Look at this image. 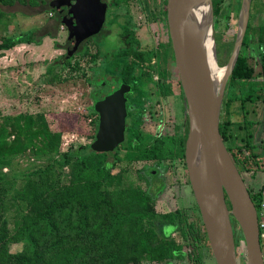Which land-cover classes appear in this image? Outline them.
<instances>
[{
    "label": "trees",
    "instance_id": "1",
    "mask_svg": "<svg viewBox=\"0 0 264 264\" xmlns=\"http://www.w3.org/2000/svg\"><path fill=\"white\" fill-rule=\"evenodd\" d=\"M46 1L48 0H0V15L13 14L3 7L16 3L38 6ZM127 1L129 0H116V3ZM227 1L212 0L214 24L221 17L227 20L236 9L235 4L230 5ZM256 1L264 5L263 0H251L250 7ZM165 3L166 0H161L160 5H157L156 11L162 18L165 16ZM240 4L241 0L237 6L238 11ZM50 10L54 12L51 7ZM251 17L250 12L237 60L226 82L219 117L220 135L242 177L244 172L251 171V176L264 171V129L257 132V125L264 122L259 123L245 117V103H255L262 97V92L264 94V58L261 59L260 80L254 62L244 52V48H248L252 42V36L257 37L258 42H264V23L255 27ZM30 43H39L35 29L3 37L0 50ZM215 43L217 45L216 34ZM125 52H130L127 45ZM155 55L157 73L163 82L159 92L163 96L171 95L173 85L169 78L174 59L169 37L162 50ZM135 56L140 61L150 60V55ZM69 60L70 58L60 61L62 69L66 68ZM217 63L221 65L218 60ZM134 64L139 66L137 62ZM52 68L49 67L47 72H51ZM127 68L128 65H119L118 70L121 75L134 77L132 69L128 72ZM176 73L178 92L183 95L177 69ZM139 74L151 73L141 70ZM256 85L260 88L253 91L252 87ZM248 87L251 89L245 94ZM262 100L264 103V99ZM233 101L239 102V108L243 112L240 125L230 119L229 106ZM94 113L92 108L88 115L92 116ZM130 118L131 124L124 131L123 138L103 147V144L99 146L96 117H93L90 119L92 142L59 152L61 130L57 127L55 130L51 129L46 113L0 117V165H10L14 156L31 149L38 155L60 153L62 160L56 161L58 167L68 166L71 169L67 185L55 186L54 181L47 177L51 174L48 172L50 166L33 173L37 176L32 179L26 178L18 195L25 201L26 207L16 209L12 224L8 220L9 209L5 204L6 195L12 191L8 186L12 180L4 179L5 174L0 170V264H134L138 261L133 255L141 250L154 253L162 264H171L172 260L185 256L194 264H202L199 249L209 244L195 201L192 208L179 207L158 213L154 208L155 195L148 188H122L117 191L107 188L118 182V175L113 173V168L122 159L119 156L120 149L125 151L126 160L180 159L185 171V181L189 184L184 161L187 114L183 123L174 126L175 130L171 135L162 132L148 133L141 126V116L132 114ZM65 119L66 126L74 122L69 114ZM8 122L9 125L6 126ZM239 129L244 131L242 136H238ZM256 134L258 140L255 139ZM245 184L260 219L262 186L254 189L248 183ZM45 187H49V190L45 191ZM227 204L230 207L228 200ZM101 213L105 216L106 226L103 228L98 222V219L104 218ZM76 218H81V221L78 222ZM173 233H178L181 240H176ZM19 243L20 250L11 251V246ZM115 245H118L117 249L112 253L109 249ZM119 251L120 256L117 254Z\"/></svg>",
    "mask_w": 264,
    "mask_h": 264
},
{
    "label": "rangeland",
    "instance_id": "2",
    "mask_svg": "<svg viewBox=\"0 0 264 264\" xmlns=\"http://www.w3.org/2000/svg\"><path fill=\"white\" fill-rule=\"evenodd\" d=\"M160 1L156 0L155 5H160ZM239 1L228 0L230 5L235 4L236 9L230 13L227 20L221 17L214 24L217 39V45L215 44L216 59L221 64L219 66H224L228 62L233 49L232 41H235L238 27L239 11L237 6ZM49 3L50 0L38 6L16 3L13 6L3 7L13 14L3 13L0 15V41L5 36L35 29L39 43L19 44L8 50H0V117L46 113L48 123H51V129L55 130L57 127L58 130H61L58 146L59 152H61L69 148L75 149L80 145H88L93 140L90 119L96 116L95 113L92 116L88 115L89 107L92 104L89 94L91 91L90 81L94 79L101 68H112L107 59L115 58V53L121 46L120 38H118L120 27L128 24L129 29H134V35L139 40V46L137 43H132L136 52L154 50L157 43L167 40V33L162 21L148 16L150 11L147 9L145 1L130 0L128 3L119 4V8L115 10L117 15L115 21L117 22L116 25L112 24V27L110 23L114 9L108 8L104 25L113 31L110 30V34L100 37L98 35L93 40L88 39L85 47L84 39L71 35L65 25L54 18V12L50 10ZM149 3L150 9L153 10L152 0H149ZM250 8L251 21L255 27L262 25L264 23V5L256 1ZM98 46H100L101 53L98 52ZM85 48L87 53H83ZM122 51V49L119 50L120 53ZM244 52L254 62L256 72H259L258 76L261 80L264 42H258L257 37L252 36V42L248 48H244ZM67 58H70L69 63L66 68L62 69L59 63ZM129 58L130 56H124L123 58L120 57L119 60L127 61ZM49 67L53 68L48 73ZM140 68L151 73L143 76L146 83L142 84L144 90L150 93L144 99L146 107L143 116L144 131L171 135L175 130L174 126L185 121L187 111L185 100L178 92L176 69L174 66L171 68L172 75L169 78L173 84V92L168 96H158L157 85L154 84L157 80L156 71L143 63L142 67L132 66L131 72L138 75L141 71ZM249 88L251 89L248 87L245 94ZM259 88L258 85L252 87L253 91H257ZM262 99H264L263 92L262 97L257 102L247 101L245 103V117L257 120L259 123L264 122ZM238 103V101H233L229 106V112H231L230 119L240 125L243 112ZM67 114L71 116V120L74 122H70L66 126L65 116ZM5 125L8 126L9 122ZM263 126L264 123L258 124L257 132L262 131ZM243 134L244 131L239 129L238 136ZM255 139L258 140L257 134ZM119 151V156L122 159L113 168V173L118 175V182L107 187L108 189L117 191V189L122 188H136L138 190L148 188L155 195L154 208L158 213H165L179 207H193L194 199L190 186L185 181V171L180 159L126 160L124 158L125 151L122 149ZM58 160H62L60 153L38 155L29 149L14 156L10 165H0V170L5 174L4 179L12 180L8 183L9 189L12 191L5 197V204L9 209L8 220L10 224L13 222L12 217L16 209L26 207L25 201H22L18 195L25 179H32L33 176H37L33 173L50 166L48 172L51 174L47 177L54 181L55 186L69 184L71 169L68 166L58 167L56 163ZM262 160L264 165V153ZM250 172H244L243 177L245 182L255 189L259 186V178L250 179ZM263 173L260 174L262 177ZM46 190H49V187H45ZM114 209H116L115 206ZM189 212L191 213L192 210ZM101 215L104 218L98 219V222L103 228L106 226L105 216L103 213ZM76 220L79 222L81 218H76ZM232 224L239 264H246L240 228L234 220H232ZM172 236L178 241L181 240L178 233H173ZM117 246H111L109 250L114 253ZM20 248L21 243L14 244L11 246V251H18ZM262 249L264 252L263 245ZM199 250L204 264H216L213 256L209 253V246L204 245ZM117 254L120 256V251ZM133 256L138 261L134 264H162L154 253L147 250H141ZM171 264H194V262L185 256L182 259L172 260Z\"/></svg>",
    "mask_w": 264,
    "mask_h": 264
},
{
    "label": "water",
    "instance_id": "3",
    "mask_svg": "<svg viewBox=\"0 0 264 264\" xmlns=\"http://www.w3.org/2000/svg\"><path fill=\"white\" fill-rule=\"evenodd\" d=\"M72 1L74 3L69 5L71 0H50L56 20L79 39L97 32L105 18L100 0ZM250 4L251 0H241L236 38L228 62L223 66L225 71L219 90L213 79L203 34L209 26V38L213 41L217 61L212 0H166L165 4L169 38L187 108L186 173L216 264H239L232 220L242 234L246 264L264 262L257 209L219 132L224 88L242 45ZM203 8L206 15L201 23L197 13ZM121 105L118 115L104 113L105 125L97 132L99 146L102 144L100 139H107L108 144L111 139L110 143H113L123 138L125 111ZM94 107L97 108V104Z\"/></svg>",
    "mask_w": 264,
    "mask_h": 264
},
{
    "label": "flooded vegetation",
    "instance_id": "4",
    "mask_svg": "<svg viewBox=\"0 0 264 264\" xmlns=\"http://www.w3.org/2000/svg\"><path fill=\"white\" fill-rule=\"evenodd\" d=\"M129 1H127L126 3H128ZM143 1L146 2V7H147V5H149V8H147L149 10L150 9L149 0H143ZM100 2H101L102 8L104 6L105 18H104L103 24L101 25L100 29L97 32L90 33V34L81 38V39H84L83 44L85 47L87 46L86 44L88 42L87 41L88 39L93 40L98 35L100 37V36H103L106 34H110L109 31L111 30V28H108L104 25L105 19H106V13H107L109 7L114 9V13L112 15L113 18L112 19L110 18L112 20V21L110 20L111 21L110 26L112 27V24L116 25L117 21H115V18L117 15L115 14L116 13L115 10H117L119 8V4H121V3H116V0H100ZM73 3H74V1H72V0H71V2H68L69 5H72ZM87 4L88 3L86 2V5ZM155 4H156L155 1L152 0V5H154V8H153V10L150 9L153 12H149L148 16H152V19L160 20L165 24L166 33H167V40L157 43L154 50L149 49L146 51L136 52L135 49H133V47H132V43H137V45L139 46V40L136 37V35H134V29H132V28L129 29L128 24H127V26L122 25L120 27V30H119L120 33L118 36V38H120V45L121 46L118 47V50L115 53V58L107 59V60H109V63H111L112 68L107 69L104 67V68H101L99 70V72H98V69H99L98 68L97 69L98 73L96 74L94 79L90 81L91 91L89 94L91 97L92 104L89 107V112L92 108L95 111L97 131H99V129H101V127L102 128L104 127L105 123L103 121V116H105L106 113L110 116L111 115L112 116L118 115L121 113V110H122L121 109V106H122L121 103L123 104L124 111H125V114H124L125 115L124 131H126V129L129 128V126L131 124V121H130L131 118L130 117L132 114L133 115L138 114L139 116L142 117L141 118L142 119V125L141 126L144 129V126H143L144 125V123H143L144 117L143 116L145 115V112H146L144 99H146V97H148L150 93L148 91L144 90L142 84L146 83V81H144L145 77H143V76L147 75V74H141V75L138 74V75H135L134 77H126V76L120 74L121 71L118 70L119 65H128V68H127L128 72H130V70L132 69V66L133 67L134 66L142 67L143 63H145L148 68L154 69L156 71V74H157V80L154 84L157 85L158 96H163L159 92L160 87L163 86V82H162L161 77L157 73V69H156L157 56L155 54L157 52L161 51L162 47L165 46V44L168 41L169 33H168V27H167V22H166V9L164 7L165 16H164V18H162L163 16H158L159 14L156 11L158 9L157 8L158 6H156ZM143 5H144V3H143ZM63 7L67 8L66 5H63ZM155 14H156V17H155ZM126 28L128 31H126ZM111 31H113V30H111ZM169 40H170V38H169ZM126 45L130 49L129 53L125 52V46ZM98 47H99L98 52L101 53L102 51L100 50V46H98ZM120 49L123 50L122 53L119 52ZM83 53H87L86 48H85ZM136 54H139V55L143 54L144 56L150 55V60L149 61L148 60L140 61V59L135 56ZM124 56H126V57L130 56V58L127 61H120L119 58L120 57L123 58ZM151 59H153V60H151ZM173 59H174V55H173ZM124 62H126V64H124ZM135 62H137L139 64V66L135 65L134 64ZM173 66L176 68L175 61H173L171 63V68ZM140 70L143 71L142 68H140ZM144 72H146V71H144ZM148 87H149V84H148ZM171 90H172V87H171ZM119 94H120V96H119ZM180 95L183 98V95L182 94H180ZM116 97H117V99L115 100ZM121 97H122V100H121ZM95 104H97V108L94 107ZM106 126L108 127L109 125H106ZM101 138H102V136H101ZM118 140H115V141H118ZM110 141H113V140L112 139L109 140L108 144H107V139H100V142H102L103 147L109 146L110 144H112V143H110ZM209 253L211 254V256H213L211 253V250ZM201 263L204 264L202 262V258H201Z\"/></svg>",
    "mask_w": 264,
    "mask_h": 264
},
{
    "label": "bare ground",
    "instance_id": "5",
    "mask_svg": "<svg viewBox=\"0 0 264 264\" xmlns=\"http://www.w3.org/2000/svg\"><path fill=\"white\" fill-rule=\"evenodd\" d=\"M205 15H206V12H205L204 8L201 9L197 13V18L201 23H204ZM203 34H204V45L208 49L209 62L211 65L213 79H214V81L217 85V88L219 90L221 81L224 77L225 68L223 66H219L217 61L215 60L214 53H213V41L210 40V38H209V26L205 27V29L203 30Z\"/></svg>",
    "mask_w": 264,
    "mask_h": 264
},
{
    "label": "crops",
    "instance_id": "6",
    "mask_svg": "<svg viewBox=\"0 0 264 264\" xmlns=\"http://www.w3.org/2000/svg\"><path fill=\"white\" fill-rule=\"evenodd\" d=\"M262 173L263 171H258L255 173V175H251L249 177L250 179L259 178V186H262V195H263V204H264V175L263 177L262 175H260ZM261 218L264 220V206L261 208ZM263 233H264V230H263ZM261 244L264 246V237H261Z\"/></svg>",
    "mask_w": 264,
    "mask_h": 264
},
{
    "label": "built area",
    "instance_id": "7",
    "mask_svg": "<svg viewBox=\"0 0 264 264\" xmlns=\"http://www.w3.org/2000/svg\"><path fill=\"white\" fill-rule=\"evenodd\" d=\"M263 3H264V0H263ZM261 205H262V207L264 206L263 203ZM259 227L261 229V237H264V233H263V230H264V220L261 218V216H260V219H259ZM262 251H263V249H262ZM263 259H264V252H263ZM263 264H264V262H263Z\"/></svg>",
    "mask_w": 264,
    "mask_h": 264
}]
</instances>
